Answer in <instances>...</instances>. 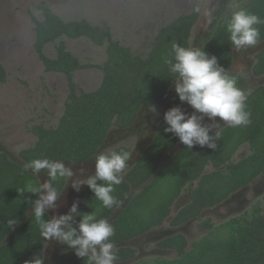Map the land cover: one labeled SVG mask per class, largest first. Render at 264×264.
<instances>
[{
  "label": "trees",
  "instance_id": "trees-1",
  "mask_svg": "<svg viewBox=\"0 0 264 264\" xmlns=\"http://www.w3.org/2000/svg\"><path fill=\"white\" fill-rule=\"evenodd\" d=\"M239 1L238 7L215 18L198 47L215 55L219 63L237 78V86L242 88L245 78L230 69L234 49L225 24L239 7L264 18V0ZM38 9L43 17L39 19L32 15L35 51L46 71L66 76L69 94L56 126L35 124L30 128L36 141L19 151L20 160L0 150V264H25L34 255L44 252L46 241L29 212L31 204L28 201L36 197L16 191L29 183H38L35 175L25 171L28 162L42 157L66 163L94 159L97 153L103 152L111 129L132 126L145 106L167 96H171L172 105L184 106L176 93L172 95L174 86L170 79L173 77L162 62V56L171 51L173 43L191 47V33L198 19V12L193 10L161 25L149 49L142 54L113 39L106 25L92 24L86 18L65 20L48 4H39ZM259 28L263 43L264 25ZM63 37H87L94 44L105 47L106 56L99 65L102 80L95 90L77 91L73 73L92 64L82 63L73 55ZM50 42L55 43V57L45 53V46ZM252 72L257 76L264 73V46L256 54ZM5 78L6 71L0 65V82ZM246 111L250 113L251 123L220 128L215 151L199 147L189 150L183 145L158 167L164 156L180 143L172 133L164 132L167 125L164 119L160 121L150 140L133 153L134 158L123 174V183L115 186L112 193L119 204L111 209L104 208L84 185L82 205L78 211H95L98 219L109 220L114 210L128 199L127 205L110 221L115 229L110 239L115 244L117 261L135 255V248L123 243L151 232L169 219L172 229L191 220H199L197 228L205 232L191 245L184 233L167 236L158 246L174 249L175 257L153 255L132 264H264V195L241 214L219 223L210 216L205 217L203 212L264 172V84L247 92ZM244 144L248 145V153L235 159ZM111 151L131 152L124 144ZM44 175L43 171L39 174L40 182ZM152 175V180L133 194V188L142 185ZM66 180L54 181L53 184L62 190ZM185 189L189 191L188 202L174 213L175 203ZM46 218H50L48 212ZM9 219H15L17 223L10 227ZM64 246L56 264H86L76 257L73 249Z\"/></svg>",
  "mask_w": 264,
  "mask_h": 264
},
{
  "label": "rangeland",
  "instance_id": "rangeland-1",
  "mask_svg": "<svg viewBox=\"0 0 264 264\" xmlns=\"http://www.w3.org/2000/svg\"><path fill=\"white\" fill-rule=\"evenodd\" d=\"M39 4H48L65 20L86 18L92 24L106 25L110 28L113 39L129 46L133 52L143 54L149 49L154 35L161 25L180 14L190 13L197 7L199 8L198 19L192 29L190 44L198 46L200 40L210 31L215 18L238 7L240 1L0 0V65L6 71L5 80L0 82V150L6 151L17 160H20L19 151L32 146L36 141V136L30 130L33 125L42 124L45 127L57 125L69 94L66 76L59 72L46 71L35 51L32 15L39 19L43 17L42 12L38 9ZM210 11L212 12L211 21L208 15ZM63 41L67 49L82 63L92 64L73 73L77 91L95 90L102 80L103 74L99 65L105 59V47L94 44L87 37H63ZM45 53L49 57L56 56L54 42L46 44ZM234 53L238 52L234 51ZM241 59H243L242 56ZM235 72L246 77L244 71L235 70ZM172 90L173 95L174 88ZM170 100L171 96H168L162 101L145 106L137 123L128 130L116 132L112 128L102 151L109 152L115 146L124 144L135 154L150 140L153 131L163 120L164 113L172 108ZM152 107L155 108V114L151 112ZM186 112L191 113L192 109L186 110ZM205 121V123H210L208 120ZM247 153L248 149L244 146L236 154L235 159H239ZM72 168L74 175L71 178V184L72 181L79 182L83 176L94 173V159L84 164L72 165ZM208 169L210 170V168ZM255 185L254 182L250 187ZM74 191L70 185L66 194ZM185 194L187 200L188 189L182 192L180 198ZM68 202L66 197L61 196L56 201L57 208L48 210L50 215L65 214L69 209ZM178 205L177 202L175 207ZM242 211L244 210L229 216H235ZM204 216H210L215 223L217 221L212 213ZM162 228H166V224L159 227V230ZM187 229L190 232L197 230L195 225L187 226ZM202 233L200 232L199 235ZM46 248H49L47 253L45 252ZM51 251V241L49 240L46 241L43 252L46 264H50ZM152 256L153 254L149 252L140 256V259ZM165 257H175V254L169 253Z\"/></svg>",
  "mask_w": 264,
  "mask_h": 264
},
{
  "label": "clouds",
  "instance_id": "clouds-1",
  "mask_svg": "<svg viewBox=\"0 0 264 264\" xmlns=\"http://www.w3.org/2000/svg\"><path fill=\"white\" fill-rule=\"evenodd\" d=\"M194 11L199 12V8ZM208 15L211 21L212 12ZM260 25H264V18L244 7L231 13L225 28L235 52L246 51L262 42ZM162 62L173 77L170 80L179 101L192 109L191 113L179 106L168 109L163 115L167 125L164 132L172 133L187 149L199 147L215 151L221 135L219 129L223 125L240 127L251 123L250 113L246 111V90L237 86V78L219 63L215 55L208 54L203 47L173 43L171 51L162 56ZM151 110L155 113L154 107ZM205 119L210 123H204ZM132 157L133 152L129 151L99 152L94 158V173L82 181H72L71 187L79 191L81 185H86L95 200H99L104 208L111 209L119 204L112 193L115 186L123 183V174ZM25 171L35 175L38 183H29L16 191L36 197L28 203L41 237L45 241L56 240L67 245L86 264H116L115 244L110 239L115 229L108 219H98L95 211L79 212L78 201L72 203L66 214L46 218L48 210L57 208L56 201L74 175L73 168L62 160L42 157L28 162ZM42 171L48 177L43 183L38 178ZM65 178L63 189L58 190L53 182ZM7 223L11 227L17 221L9 219ZM44 259L40 253L25 264H44Z\"/></svg>",
  "mask_w": 264,
  "mask_h": 264
},
{
  "label": "flooded vegetation",
  "instance_id": "flooded-vegetation-1",
  "mask_svg": "<svg viewBox=\"0 0 264 264\" xmlns=\"http://www.w3.org/2000/svg\"><path fill=\"white\" fill-rule=\"evenodd\" d=\"M260 49H261V44H258L254 48H250V49L243 51V52L241 51V53H239V52L234 53V57H233V61H232L230 69L232 71H235V70L244 71L246 77L243 76L245 78V80H244L242 88L246 90V93L249 92L250 90H252L253 88L257 87V86L262 85V83L264 82V73L257 76V75H254L252 72V66L256 60V54L258 53V51ZM241 56L243 57V59H241ZM166 98H168V96ZM166 98H164V99H166ZM185 105H186V103L184 104V106H179V107L181 109H183V111L191 109L190 106H188L189 108L188 107L186 108L187 105L186 106ZM170 106L175 107L176 105L171 104ZM138 120H139V117L135 120L134 124L128 128H125V129L113 128V130H115L116 132L128 130V129L132 128L137 123ZM205 120H207V119H205ZM205 122L206 121H204V123ZM244 146H246L248 149V145L244 144L240 148L239 151H241ZM90 160L91 159H88V160L77 162V163H73V162H67V163L65 162V163H66V165L72 167V165L84 164ZM74 170H76V169L74 168ZM89 175H92V174H89ZM89 175L83 176L81 181ZM71 178H73V177L69 178L67 185L62 190L61 196L66 197V201L67 200L69 201L67 203L68 208H70V206L72 205V203L74 201H78L79 202L78 210H79V208L82 205V196H83L84 185H81L79 191L75 190L73 193L66 194L67 189H69V187L71 185ZM40 179H41V183H43L44 181H46V175L41 176ZM254 182L256 183V185L251 188L250 186ZM188 194H189V191H188ZM263 195H264V172L257 179L253 180L250 184H248L245 187H242L241 189L237 190L235 193H233L227 199L223 200L221 203H219V204H217V205H215L209 209H204L203 212L205 215L208 213H212L214 215V217L217 219L216 223H219L221 221L226 220L228 218L227 216H229L230 214H233V213H235L237 211H241V210L245 211L251 205H253L258 200H260L263 197ZM185 200H186V194L183 195L182 198L179 197L177 199L176 203L177 202L179 203L178 206H183L185 203L188 202V199L186 201ZM176 203H175V205H176ZM244 211H242V212H244ZM47 212L49 213V211H47ZM64 212H66V211H64ZM49 215H50V213H49ZM50 217H51V215H50ZM169 221H170L169 219H166V221L164 223V224H166V228H162L159 230V227H158V228H156V230L158 229V231L152 230L151 232H148L146 234H143L139 237L132 239L130 241L131 242L130 245H132V247L135 248V255L144 256V255L148 254L149 252L152 253L156 249H169L170 253L175 254V256H176V251L174 249L159 247L158 243L163 238L170 236L169 235L170 233H172L178 229L183 230V233L186 235L189 243H190V241L197 238L199 236L200 232L204 231V230H199L197 228V224H198L199 220H195V221L191 220V221L187 222L186 224L181 225L180 227H177L174 229H172V227H170ZM192 225H195V227L197 229L196 231L190 232L188 229L186 230L187 226H192ZM160 228H161V226H160ZM50 241H51L52 251H51V255L49 257V261H50V264H56V258L58 256V254L60 253V251L65 248V246L56 240H50ZM146 249H149L150 251L148 252ZM48 250H49V248H46L45 252L47 253ZM153 255H155V254H153ZM44 264H46L45 261H44Z\"/></svg>",
  "mask_w": 264,
  "mask_h": 264
},
{
  "label": "water",
  "instance_id": "water-1",
  "mask_svg": "<svg viewBox=\"0 0 264 264\" xmlns=\"http://www.w3.org/2000/svg\"><path fill=\"white\" fill-rule=\"evenodd\" d=\"M264 46V42L263 43H261V48ZM186 112V111H185ZM223 127V126H222ZM221 127V128H222ZM183 146V144L182 143H179L178 145H176L173 149H171L170 151H169V153H167L165 156H164V158H163V160L161 161V163H160V165L158 166V167H160L172 154H174L175 152H177L181 147ZM152 178H153V175L152 176H150L142 185H140V186H138V187H134L133 188V194H135L136 192H138V191H140V190H142V188L146 185V184H148L151 180H152ZM131 198V197H130ZM127 203H128V199H126L125 201H123L122 203H121V205L118 207V208H116L115 210H114V212L112 213V215H111V217L109 218V222L111 221V219H112V217L113 218H116L117 216H118V214L121 212V210H122V208L123 207H125L126 205H127ZM181 206H178V207H176V209H174V213L177 211V209L178 208H180ZM29 212H31V210L29 211ZM173 214V213H172ZM231 216H234V215H231ZM230 216V217H231ZM229 218V217H228ZM204 232V231H203ZM176 233H183V230H180V229H178V230H176V231H174V232H172V233H170L169 235H173V234H176ZM192 242H193V240L192 241H190V243H189V245H191L192 244ZM123 244H125V245H130L131 244V242H126V243H123ZM121 246V245H120ZM67 248H69L68 246H67ZM151 253V252H150ZM169 253H170V250L169 249H156L155 251H153L152 252V254H155V255H158V256H167V255H169ZM140 259V255H134L133 257H131V258H128V259H125V260H121V261H117L116 262V264H132L133 262H135V261H137V260H139Z\"/></svg>",
  "mask_w": 264,
  "mask_h": 264
}]
</instances>
